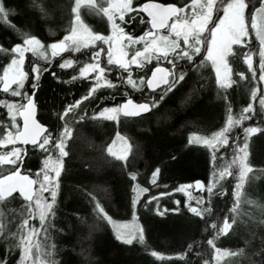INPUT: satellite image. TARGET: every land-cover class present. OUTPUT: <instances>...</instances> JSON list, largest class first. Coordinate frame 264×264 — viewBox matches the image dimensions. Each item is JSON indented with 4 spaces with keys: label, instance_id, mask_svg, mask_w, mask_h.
<instances>
[{
    "label": "trees",
    "instance_id": "16d2710c",
    "mask_svg": "<svg viewBox=\"0 0 264 264\" xmlns=\"http://www.w3.org/2000/svg\"><path fill=\"white\" fill-rule=\"evenodd\" d=\"M143 1L145 0H134V3L139 6ZM157 1L184 5V0ZM251 2L250 6L257 5V1ZM4 3L17 13L10 17L11 22L18 26L17 32L0 22V45L10 48L23 38L19 27H26L43 43H52L62 38L66 34L65 29L70 26L74 0H43V3L41 0H35L37 13L25 10V5L31 3V0H4ZM43 4L55 8V12L49 11L46 16L43 15L40 12ZM143 15L147 19V16ZM83 17L93 31H108L106 19L85 15ZM97 23L100 27L95 26ZM147 27L149 26L142 25L137 19L134 24L130 22L126 26V31L142 35ZM241 51V48L234 49L235 55L228 58V63L233 69L231 78L239 82L238 86L233 85L227 90L217 87L209 64L206 63L198 71L193 68L191 76L161 105L156 115L148 113L142 118L120 115L115 121L99 117L98 113L103 107L115 106L129 96L136 101H150L153 94L146 88L145 83H141L140 77L143 76L146 80L151 67L157 62L145 63L140 69L132 66L133 79L138 86L133 89L120 79L123 76L126 80L127 73H121L115 67L108 66L102 58V65L112 68L108 79L115 87H101L95 93V99L90 98L83 102L79 111L81 115L87 112L84 121H80L79 117L69 118L73 135L69 142L68 172L61 176L57 211L54 217L48 218L47 235L41 229V224L35 223L39 225L37 244L40 246L41 261L45 264L50 260L61 261V264H205L206 260H212L214 252L207 241L215 234L211 229L206 232L205 222L192 216L185 207L189 203L197 206L196 202L201 198L207 200L206 191L188 198L175 189L195 181H203L207 185L212 172L210 151L199 143L189 145V138L209 136L224 126L227 120V101L223 98L225 95L230 96L233 116L238 118L242 107L250 102L251 89L258 86L257 79H252L251 73H248L243 63ZM89 53L91 54L87 49L81 53L64 52L56 57L50 55L47 61L30 53L26 55L24 68L29 74V79L25 81L24 90L29 94L32 92V83L35 82V75L32 76L31 73L32 67L49 69L43 73L40 89L36 94L39 104L36 116L38 120L41 117L54 134L57 132L55 128L58 127V121L52 118V109H62L65 103L80 99L91 87L89 79H81L78 75L81 60H87ZM66 59H73L74 67L60 69L59 63ZM7 61L8 57L0 54V72ZM237 72H244L248 79L241 81L239 76L235 75ZM73 76L78 77L75 82L61 83L71 81ZM8 98L9 94L0 91V100ZM93 116L96 118L93 119ZM262 119V115H258L251 122L263 126ZM7 121L4 108L0 107V132ZM17 121L19 123L20 119ZM118 133L125 137L129 147L126 160H118L108 152L110 143ZM19 147L25 148L28 153L26 163L21 168L34 177L36 171L41 168L44 154L32 146ZM173 155H177L176 161H171ZM249 160L254 171L264 169V134L251 139ZM156 164L161 167L158 186L150 183L151 172ZM7 167L0 166V177L9 173ZM133 174L137 177L135 182L130 181ZM132 183H138L141 188L148 189V192L140 195L135 209L132 205L135 195L131 191ZM232 186L233 182L227 179L222 186L214 189L218 193L227 191L228 195L213 197L214 215L209 219V224L216 222L222 226L226 217L237 216L236 213L229 212L234 202L231 195ZM246 188L247 192H242L239 213L245 217L248 227L241 224L228 236H221L217 240V246L221 249H236L242 247L245 242H251L250 251L264 247V201L261 200L264 197V176L261 179L253 178L250 184L246 183ZM161 193L167 195L162 196ZM153 196L157 197V200L151 201ZM249 200L251 205L248 204ZM176 201H180V204L177 205ZM97 202L114 223L134 220L144 229V243L141 244L138 239L134 240L132 245L117 241L114 223H108L94 211ZM25 204L26 202L17 196V199L10 200L6 206H0V226L3 233H8L7 236H0V259L11 248L13 251L9 264H15L19 255L17 243L21 233L17 229L24 219L28 218ZM158 212L163 215H158ZM239 218L237 216V219ZM11 233H15V236ZM53 244L56 248L52 247ZM192 244L196 245L195 251L189 249ZM152 251L161 254L163 260L153 257ZM48 253L51 255H47ZM225 259L228 258L221 257L218 264H224ZM229 264L238 262L229 261Z\"/></svg>",
    "mask_w": 264,
    "mask_h": 264
},
{
    "label": "snow or ice",
    "instance_id": "6c2138e0",
    "mask_svg": "<svg viewBox=\"0 0 264 264\" xmlns=\"http://www.w3.org/2000/svg\"><path fill=\"white\" fill-rule=\"evenodd\" d=\"M43 3V0H41ZM259 6H250L251 0H184L183 6L174 3L162 4L149 0L137 6L134 0H127V10L124 7H116L114 0H75L71 6L70 26L65 29L66 34L62 38L52 43H43L36 35L31 34L26 27H19L22 35L19 43L13 44L10 48L0 45V54L10 58V62L4 66L3 75L0 76V82L3 83V93L12 97H20L21 103L8 102L0 100V107L7 110L11 123L4 126L0 132V166H8V175L0 177V206H6L10 200L17 199V196L26 202L25 210L28 211V218L17 229L21 233L17 243L20 252L19 259L16 264H45L40 260V246L33 244V237L36 236L37 229L29 225V218H35L39 214L41 229L47 235L48 218L55 216L58 204V192L61 188V176L67 174V160L70 158L69 142L73 135V130L69 126V118L79 117L80 121H84L87 112L81 115L79 111L84 101L90 98L95 99V93L101 87L114 88L115 85L108 79V73L112 71L111 67H102V56L106 51L107 65L113 66L121 73H127V78L121 76L127 85L133 89H137V82L133 79L132 66L135 65L140 69L153 57L157 61V66L152 70L151 76L146 79V87L153 98L148 102L137 103L133 98L129 97L124 102L118 103L112 107H103L98 113L99 117L106 120H115L121 114L124 117L142 118L148 113L156 115L161 105L174 94L191 76L193 68L199 70L207 62H211L215 73L216 83L225 90L232 88L233 85L239 84L238 81L231 78L233 69L230 67L227 58L235 55L232 48L233 45L251 46L250 36L255 33L256 40L259 43V67L254 66V54L249 51L243 53V62L247 65L248 73H251L253 80H257V84L264 82V0H258ZM86 6L89 10H94L97 15L106 19L107 30L111 33L106 35L103 32H95L85 22L82 15V7ZM37 5L35 0L25 5V10H31L37 13ZM251 8V11L249 9ZM161 9H168L171 14L166 16V21L157 18V14ZM49 11L55 12V8L43 4L40 12L47 15ZM222 12V15L220 13ZM146 14L147 19L144 18ZM17 15L15 11L7 7L4 0H0V22L17 32L18 26L11 22L10 17ZM249 18L251 26L249 28ZM139 19L142 25H148L147 30L142 35H136L126 31V26L130 22ZM167 30V35H161L160 30ZM107 46V49L103 47ZM118 45V47H116ZM114 47L116 51L114 53ZM87 49L91 52V63H85L79 69V78H93V86L86 95L80 99H73V102L65 103L62 109H52V118L58 121L57 132L54 134L52 128L47 123L37 119L39 104L37 102V92L40 89V80L43 73L48 72V68L33 66L31 71L35 74V82L32 83V92L29 94L24 90L25 81L29 79V74L23 71L26 61V53L36 55L37 52L47 61L46 53L51 50L53 57L64 52L81 53ZM206 50V55H205ZM203 57V59H201ZM199 61V63H198ZM166 62L171 65L170 68L160 66ZM50 63V62H49ZM73 59L63 60L59 63L60 69H69L74 67ZM227 72V79L225 78ZM11 73V75H10ZM241 81L248 79L244 72H237ZM78 79L73 76L71 81H61V83H72ZM103 81V83H101ZM141 83H145V77H140ZM12 85H16L12 88ZM159 89V92L157 90ZM127 96L128 94L125 93ZM227 103L225 105L227 113V121L224 126L211 137H196L195 140L190 137L188 144L202 143L211 150V162L213 165L212 179L207 185L203 181H195V187L201 191H206L208 199L201 198L197 200L196 205L191 203L185 205L187 211L194 217H198L204 221L207 227L205 231L214 233L211 239H208V245L213 249V260L219 261L221 257H227L224 264L229 261H237L238 264H264V247L259 250L250 251L251 242H245L242 247L236 249H221L217 246V240L221 236H228L243 224L248 227L246 219L239 213L242 192H247L246 183L250 184L253 178L261 179L264 176V169L254 171L250 154V141L257 135L264 134V126L245 127L244 141L240 144L230 145L229 133L233 128L243 126L244 121H251L258 115H264V90L252 88L250 100L246 106L242 107L239 117L234 118L233 108L230 96L223 97ZM259 102V110L256 108L255 102ZM184 103V101H181ZM23 119V127H19L16 117ZM96 117L93 116V119ZM264 124V121L261 122ZM117 139L124 138L117 134ZM32 145L33 149H39L44 154L41 168L37 176L43 175V180L39 181V188L33 189L32 185L37 180L30 179V175L21 173V166L26 163L27 150L17 145ZM9 146L10 149H9ZM233 147V159L223 170L216 172V161L218 159L217 152L221 148ZM109 154L115 155L112 147L108 148ZM224 157H219L223 159ZM118 160H126L124 154L117 156ZM177 155H173L171 161H176ZM237 165L238 172L234 173L232 166ZM235 177L236 183L232 189L231 195L234 198L230 213H236L237 216L229 215L225 218L223 225L219 226L216 222L208 223L209 219L214 215V206L212 199L214 196H227V191L218 193L214 191L222 180L228 177ZM161 177L160 164H156L151 172L150 183L158 186V180ZM137 177L133 174L130 178L131 182H135ZM193 185H180L175 189L177 192H184ZM131 191L135 194L132 198V205L135 209L141 194L148 192L147 188H141L138 183L131 184ZM48 192L50 199L43 194ZM162 196L167 193H161ZM95 197H93V200ZM157 200V197H151V201ZM264 201V197L261 198ZM149 201V203L151 202ZM248 203L251 205V200ZM35 202V208L31 205ZM179 205L180 201H176ZM147 207V205H145ZM94 211L107 220L108 223H114L108 216L99 202L95 203ZM163 215V213H157ZM135 219V211L133 213ZM264 219V217H262ZM127 227V226H125ZM264 227V225H262ZM11 232V229H9ZM138 233V235H137ZM15 236V233H11ZM3 233L0 226V236H7ZM115 239L125 245H132L134 240L143 244L144 229L139 226L135 230H128L123 233L116 231ZM33 247L36 253H33ZM56 248V245H52ZM190 251H195L196 245L189 246ZM12 249L6 251L5 256L0 259V264H9V257L12 255ZM59 250L57 249V252ZM47 255H51L48 253ZM151 255L159 260H163V256L156 251H152ZM199 258V254H197ZM256 257L260 259L257 260ZM47 264H61V261L50 260ZM205 264H211V261H205Z\"/></svg>",
    "mask_w": 264,
    "mask_h": 264
},
{
    "label": "rangeland",
    "instance_id": "374dc122",
    "mask_svg": "<svg viewBox=\"0 0 264 264\" xmlns=\"http://www.w3.org/2000/svg\"><path fill=\"white\" fill-rule=\"evenodd\" d=\"M257 1V5L255 7H258L259 6V2L258 0H255ZM75 2V0H74ZM191 2V0L189 1V3ZM252 3V2H251ZM114 5L116 7H124L126 10H127V0H114ZM82 15H85V16H88V17H94V18H97V19H100V18H103L102 16L101 17H98V15L96 14V12L94 10H89L86 6L82 7ZM220 15H222V12L220 13ZM96 27L100 25L97 23V25H95ZM108 26V24H107ZM251 26V21H250V18H249V28ZM96 32V31H95ZM106 35H110L111 33L109 31H107L106 33H104ZM160 34L161 35H167L168 32L167 30H162L160 31ZM250 40H251V46L248 47V46H240V45H233L232 48L233 50L236 49V48H241V52H242V56H243V53L245 52H249L251 51L253 54H254V59H253V62H254V66L257 68V71H258V67H259V55H258V52H259V43L258 41L256 40V36H255V33H252L251 36H250ZM103 47L105 49H107V46L106 45H103ZM116 47H118V45H116ZM116 51V48L114 47V53ZM75 53V52H73ZM27 55V53H26ZM30 55H33L32 53H30ZM51 54V50H48L47 53H46V56L49 57ZM89 57H87L88 59L87 60H81V65L80 67H83L85 63H91L92 62V59H91V54L89 53ZM205 55H206V50H205ZM34 56H39L41 58H43L39 52H37L36 55ZM104 59V61L107 63V56H106V51L102 57ZM203 58V57H202ZM229 58V57H228ZM227 58V60H228ZM67 60V59H66ZM152 62H157L156 59L153 57V59L151 60ZM151 61H148V62H151ZM10 62V58H8V61H7V64ZM63 62V61H62ZM146 62V63H148ZM209 64V67H210V70H211V75H212V78H213V81L215 83V85L219 88H221L217 83H216V78H215V73H214V70L212 68V65H211V62H207ZM244 63V62H243ZM6 64V65H7ZM5 65V66H6ZM157 65V64H156ZM160 65H166L168 67H170L171 65H168L167 63L165 64H160ZM102 67H104L102 64H101ZM135 66V65H133ZM79 67V69H80ZM245 67H247V65H245ZM4 68V67H3ZM23 71H25L27 73V71L25 70L24 66H23ZM32 73V72H31ZM3 75V69L1 70L0 72V76ZM11 75V73H10ZM35 74L32 73V76H34ZM78 75H79V70H78ZM225 78L227 79V72H225ZM257 80H258V77H257ZM89 81H91V87L93 86V78H89ZM2 82H0L1 84ZM25 83V82H24ZM103 83V81L101 82ZM16 85H12V88H15ZM90 87V88H91ZM254 88H259L260 90H264V82H261L258 84V86L254 87ZM223 89V88H221ZM10 95V93H9ZM8 102H15V103H21V99L20 97H12L10 95V98L8 99H4ZM251 102V100H250ZM256 104V108L259 109V102L256 101L255 102ZM112 107V106H111ZM5 110V115L8 119L7 121V124L6 125H9L11 123V120H10V117L7 113V110ZM257 117V116H256ZM263 117V121H264V115H262ZM17 120H19V116L16 117ZM116 120V119H115ZM114 120V121H115ZM227 121V120H226ZM252 121V120H251ZM251 121H244L243 122V126H239V127H235L232 129V131L229 133V137H230V145H234V144H240L242 146L243 144V141H244V131L243 129L245 127H250V126H257V125H260V124H254L252 123ZM226 123V122H225ZM18 125L20 126V122L18 123ZM261 126V125H260ZM264 126V124H263ZM3 131V130H2ZM219 130H216L214 132H212L209 136H206V137H211V135L215 132H217ZM121 137H123L122 135H120ZM196 136V135H194ZM200 137V136H199ZM124 139L123 140H119L117 139V135L115 136L114 140L112 141V143H110V146L112 147V151L113 153H115V156L117 157L118 155L120 154H124V155H127V152H128V144H127V141L125 139V137H123ZM196 137H194V140H195ZM199 144H202V143H199ZM203 145V144H202ZM19 146V145H17ZM109 146V147H110ZM11 146H9V149H10ZM0 151H3V149H0ZM210 151V156H211V150L209 149ZM217 161H216V164H217V167H216V172L219 173V171L223 170L225 167L228 166L229 163H231L232 159H233V147L229 146L227 148H221L219 152H217ZM219 157H224L223 159H219ZM211 165H212V162H211ZM232 170L234 173H237L238 172V167L237 165H233L232 166ZM39 171V170H38ZM38 171H36V174L34 176V180H37L38 182L36 184H34L35 186V189H38L39 188V181H42L43 180V175L41 174L39 177L37 176V173ZM212 173H213V165H212V172H211V175H210V179L209 181L213 178L212 177ZM227 179H230L232 182H233V186L235 185L236 183V179L235 177H228L226 178L225 180H222L220 182V184L217 185V187H220L224 184V182L227 180ZM184 185H189V184H184ZM191 185H193V187L191 188H188L186 189L184 192H181L183 193V195L187 196L188 198H190L193 194H199L203 191L199 190L198 188L195 187V182L192 183ZM45 197L49 198L50 199V194L48 192H45L43 194ZM196 198V197H195ZM234 203V202H233ZM32 208H35V202H33V204L31 205ZM36 221V222H35ZM35 223H40L39 221V214L37 213L35 218H29V225L31 227H34L37 229V233H38V228H39V225L35 224ZM127 226V227H125ZM137 223L134 221V220H127V221H124V222H118V223H114V230L115 232L117 230H120L122 231L123 233H126L128 230H135L136 227H137ZM38 235V234H37ZM37 235L34 236L32 239H33V244L36 245L37 244ZM138 235V233H137ZM20 239V238H19ZM33 253L35 254L36 253V248L33 247ZM19 255H20V252H19ZM19 255H18V258L17 260L19 259ZM214 255V254H213ZM40 257V256H39ZM16 260V261H17ZM41 260V259H40ZM211 264H218V261H215L213 260V256H212V260H211ZM16 264V262H15Z\"/></svg>",
    "mask_w": 264,
    "mask_h": 264
},
{
    "label": "water",
    "instance_id": "95a60500",
    "mask_svg": "<svg viewBox=\"0 0 264 264\" xmlns=\"http://www.w3.org/2000/svg\"><path fill=\"white\" fill-rule=\"evenodd\" d=\"M145 2H149V0H145V1H143L141 4H143V3H145ZM154 2H157V3H162V4H168V3H172V2H161V1H157V0H154ZM174 4H176V3H174ZM177 5V4H176ZM168 14H171L170 13V11L168 10V9H161L160 10V12L157 14V18L158 19H160V20H164V21H166V16L168 15ZM146 15V14H145ZM162 30H164V29H161L160 31H162ZM157 65H154V66H152L151 67V69H150V71H149V74H148V76H147V78L148 77H150L151 76V73H152V70L156 67ZM160 66H162V67H168V66H166V65H160ZM168 68H170V67H168ZM146 78V79H147ZM145 86H146V80H145ZM3 88V83H1L0 84V89H2ZM147 88V87H146ZM159 90V89H158ZM1 92H2V90H0ZM129 97H131V96H129ZM129 97H126L125 99H123L122 101H120L119 103H122V102H124V100H126L127 98H129ZM131 98H133V97H131ZM135 102H137V103H143V102H148V101H136V100H134ZM121 116H123L122 114H121ZM124 117V116H123ZM131 118H133V117H131ZM19 119H20V126L19 127H23V119L21 118V117H19ZM22 146H32V145H22ZM21 173L22 174H25V175H30L29 173H27V172H24L23 170H22V168H21ZM9 174V173H8ZM7 174V175H8ZM30 179H32V180H34V177L32 176V175H30ZM32 188L35 190V186H34V184L32 185Z\"/></svg>",
    "mask_w": 264,
    "mask_h": 264
},
{
    "label": "flooded vegetation",
    "instance_id": "af4514ba",
    "mask_svg": "<svg viewBox=\"0 0 264 264\" xmlns=\"http://www.w3.org/2000/svg\"><path fill=\"white\" fill-rule=\"evenodd\" d=\"M171 67V66H170Z\"/></svg>",
    "mask_w": 264,
    "mask_h": 264
}]
</instances>
